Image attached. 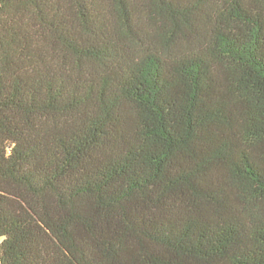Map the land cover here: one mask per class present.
<instances>
[{
    "label": "trees",
    "instance_id": "1",
    "mask_svg": "<svg viewBox=\"0 0 264 264\" xmlns=\"http://www.w3.org/2000/svg\"><path fill=\"white\" fill-rule=\"evenodd\" d=\"M0 264H264V0H0Z\"/></svg>",
    "mask_w": 264,
    "mask_h": 264
},
{
    "label": "rangeland",
    "instance_id": "2",
    "mask_svg": "<svg viewBox=\"0 0 264 264\" xmlns=\"http://www.w3.org/2000/svg\"><path fill=\"white\" fill-rule=\"evenodd\" d=\"M2 241H3V239H0V244H1Z\"/></svg>",
    "mask_w": 264,
    "mask_h": 264
}]
</instances>
